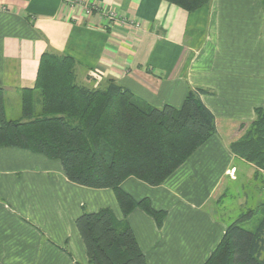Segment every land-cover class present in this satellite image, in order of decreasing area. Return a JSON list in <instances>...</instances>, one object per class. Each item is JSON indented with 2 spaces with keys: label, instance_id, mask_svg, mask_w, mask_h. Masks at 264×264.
<instances>
[{
  "label": "crops",
  "instance_id": "crops-1",
  "mask_svg": "<svg viewBox=\"0 0 264 264\" xmlns=\"http://www.w3.org/2000/svg\"><path fill=\"white\" fill-rule=\"evenodd\" d=\"M82 1L113 8L118 18L86 15L64 0H0L6 114L20 112L21 91L34 87L46 51L72 56L78 83L113 79L157 107H180L189 90H209L201 98L217 133L162 184L134 176L121 183L166 211L162 226L139 207L126 217L148 264H203L236 206L264 201V171L229 148L239 124L264 105V0H211L192 12L165 0ZM251 183L255 198L246 193ZM103 207L124 218L113 189L72 182L44 154L0 146V264H88L76 220Z\"/></svg>",
  "mask_w": 264,
  "mask_h": 264
},
{
  "label": "trees",
  "instance_id": "trees-1",
  "mask_svg": "<svg viewBox=\"0 0 264 264\" xmlns=\"http://www.w3.org/2000/svg\"><path fill=\"white\" fill-rule=\"evenodd\" d=\"M165 1L187 12L211 2ZM75 68L72 56L44 52L34 87L21 91L17 118H8L0 86V146L44 154L59 160L72 182L113 189L123 219L103 207L85 210L76 220L88 264H148L126 217L139 207L162 226L166 211L154 208L149 198L137 200L121 183L134 176L162 184L217 133L216 116L201 98L209 90H189L180 107H157L113 79L98 87L80 84ZM237 135L231 152L264 171V105L255 108L252 121L239 124ZM241 210L203 264H264V201ZM254 215L258 224L245 227L243 221Z\"/></svg>",
  "mask_w": 264,
  "mask_h": 264
},
{
  "label": "built area",
  "instance_id": "built-area-1",
  "mask_svg": "<svg viewBox=\"0 0 264 264\" xmlns=\"http://www.w3.org/2000/svg\"><path fill=\"white\" fill-rule=\"evenodd\" d=\"M70 8L79 7L83 13L86 15H91L95 12L99 13L102 11L104 16L109 21H114L118 18V14L115 9L113 8H105L99 2H85L82 0H64Z\"/></svg>",
  "mask_w": 264,
  "mask_h": 264
},
{
  "label": "rangeland",
  "instance_id": "rangeland-1",
  "mask_svg": "<svg viewBox=\"0 0 264 264\" xmlns=\"http://www.w3.org/2000/svg\"><path fill=\"white\" fill-rule=\"evenodd\" d=\"M7 103H11V101H8ZM12 105H13V102H12ZM13 109V108H12ZM15 109H13L12 110V112L11 113H9L8 114V118H10V119H12V118H17L18 117V114L20 113H17L16 112V110L14 111ZM14 111V112H13ZM248 188H250V190L248 189ZM263 189H264V187H263ZM260 191V190H259ZM246 193L248 194H250L251 195V197H253V198H255V195H256V186L253 188V185H252V183H251V185H249L248 187H247V189H246ZM258 195H260L259 193H258ZM262 196L264 197V190L262 191ZM259 202V201H258ZM235 211L239 214L242 210H240L237 206H236V208H235ZM243 212V211H242ZM245 212V211H244ZM258 222H259V217H255L253 220H252V222L250 223V224H247V225H244L245 227H247V228H253L254 226H256L257 224H258ZM253 226V227H252Z\"/></svg>",
  "mask_w": 264,
  "mask_h": 264
}]
</instances>
